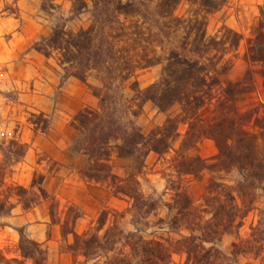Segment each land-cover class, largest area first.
<instances>
[{
    "label": "rangeland",
    "instance_id": "obj_1",
    "mask_svg": "<svg viewBox=\"0 0 264 264\" xmlns=\"http://www.w3.org/2000/svg\"><path fill=\"white\" fill-rule=\"evenodd\" d=\"M85 1L88 8L77 12L74 0H0V202L5 203L0 211V264H34L23 255L20 232L46 250L43 264L84 261L70 248L74 244L71 230L100 237L109 232L116 255L123 251L118 235L123 232L137 230L148 239L170 243L181 240L199 231L189 222L175 223L173 188L187 192L197 216L207 220L211 205L205 200L211 190L242 180L236 168L178 175L179 153L189 130L188 122L182 121V108L175 104L162 112L141 96L160 80L168 48L181 43L184 31L175 33L163 27L168 33L161 32L155 0H139L145 4L140 22L159 32L164 45H140L125 37L115 40L100 25L91 50L80 58L73 53L71 60L76 58L68 61L63 48L50 43L53 33H77L109 14L94 8L91 0ZM263 5L264 0H226L207 15L209 36L221 37L225 28L239 34L238 44L225 53L220 64L231 81L243 80L251 72L252 89L239 108L257 107L260 115L264 114V79L259 70L264 65L249 60L247 48ZM195 9L182 1L175 13L187 17ZM152 40L155 37L149 36L148 41ZM150 58L153 63L147 64ZM125 60L136 66L127 76ZM213 104L199 110L203 120L214 115ZM81 114L90 121L83 125L78 119ZM169 118L176 123L169 151H150L141 169H132L133 159L119 154L123 132L140 129L148 134L161 129ZM103 132L112 135L105 144L101 142ZM193 145L187 154L210 163L218 154L209 137L195 138ZM130 173L137 183L126 181ZM94 174L114 177L96 180L91 177ZM134 193L146 206L153 204V209L137 207L131 197ZM261 218L264 185L257 190L253 209L238 220L241 226L206 245H215L225 254V264H264V248L258 250L252 232ZM174 250L173 260L184 263L186 254L178 247Z\"/></svg>",
    "mask_w": 264,
    "mask_h": 264
},
{
    "label": "trees",
    "instance_id": "obj_2",
    "mask_svg": "<svg viewBox=\"0 0 264 264\" xmlns=\"http://www.w3.org/2000/svg\"><path fill=\"white\" fill-rule=\"evenodd\" d=\"M182 1L190 3L197 10H193V14L187 17L176 15L175 11ZM225 2L226 0H155L156 14L161 20L160 31L163 32L166 30L164 28H167L175 33L183 30L184 34L179 45L168 48L160 80L143 90L141 96L144 101H152L162 112L168 111L175 104L182 108V121L188 122L189 130L179 153V167L176 168L178 175H195L205 169L236 168L242 175V180L233 186L220 184L217 185L219 189L211 190L205 200L211 205V217L207 220L197 216V207L187 192L173 188L174 198L171 206L176 211L175 223L189 222L197 227L195 229L199 233L172 243L148 239L137 230L123 232L118 234L123 239V251L116 255L111 246L115 240L108 237L109 232L100 237L69 231L68 233L74 236V244L70 248L84 257L82 263L75 260L74 264H180L173 260L175 247L186 254V260L181 264H225V254L215 245L206 244H214L224 234L241 226L238 220L245 218L253 209L257 190L264 185V114L260 115L257 107L246 111L239 108V103L246 99L252 89L251 72H248L243 80L231 81L225 78L227 71L224 64H220L225 53L238 44L240 36L230 28H225L221 37L209 36L207 33V15L219 10ZM91 5L109 11L107 18H101L77 33L66 34L56 30L50 38L51 44L63 48L68 61H74L76 56L80 58L91 50L94 39L98 37V32H101L100 25L104 31L107 27V36L115 40L122 41L125 37L140 41V45H164L159 32H152L140 22L141 6L145 5L141 1L91 0ZM88 6L89 3L85 0L73 2V8L77 12L87 9ZM199 10L202 14H199ZM252 31L253 37L248 42L247 57L252 62L264 65V5L260 8L258 23ZM149 36L155 37V40L149 42ZM73 53L76 56L71 60L70 55ZM152 60L153 58H150L145 61L149 64L153 63ZM134 63L124 61L123 71H126V76L136 67ZM259 73L264 79V68H261ZM212 102L215 113L210 119L203 120L199 110ZM78 119L83 125L90 121L89 116L85 114H81ZM175 126L174 119L169 118L161 129L152 130L148 134L140 129L126 130L123 132V144L119 146V154L132 158V169L138 171L144 165V156L150 151L158 154L169 151ZM203 136L213 139L218 149V154L211 163L201 156L187 154L194 146L195 138ZM110 137V132H103L101 142L105 144ZM96 151L99 149L92 153ZM15 155L21 157L18 153ZM109 176L114 177L113 174L104 177L91 175L96 180ZM128 180L137 183L133 173H130L126 181ZM131 197L135 199L137 207L147 205L146 201L140 199L139 194H131ZM146 207L150 211L154 205L150 203V206ZM4 208L5 203L0 202V211ZM252 232L254 242L259 243L258 250L264 248V218L253 226ZM20 235V248L24 257L30 258L34 264H43L47 259L46 250L40 243L27 238L23 232H20ZM237 246L238 244L235 245ZM92 259L97 260L91 263Z\"/></svg>",
    "mask_w": 264,
    "mask_h": 264
}]
</instances>
